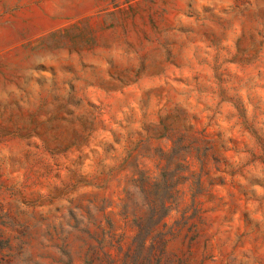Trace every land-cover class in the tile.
Returning a JSON list of instances; mask_svg holds the SVG:
<instances>
[{
    "label": "rangeland",
    "instance_id": "374dc122",
    "mask_svg": "<svg viewBox=\"0 0 264 264\" xmlns=\"http://www.w3.org/2000/svg\"><path fill=\"white\" fill-rule=\"evenodd\" d=\"M0 264H264V0H0Z\"/></svg>",
    "mask_w": 264,
    "mask_h": 264
}]
</instances>
